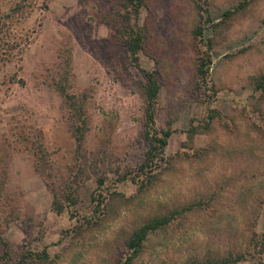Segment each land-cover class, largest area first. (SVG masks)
<instances>
[{
    "label": "rangeland",
    "instance_id": "rangeland-1",
    "mask_svg": "<svg viewBox=\"0 0 264 264\" xmlns=\"http://www.w3.org/2000/svg\"><path fill=\"white\" fill-rule=\"evenodd\" d=\"M15 1L0 0V6L7 12ZM119 1L37 0L32 14L12 26L15 35L32 40L22 58L0 66V160L8 164L7 193L16 199V216L0 240V264L4 241L14 258L47 250L51 264H116L126 260V238L135 228L174 209L182 212L148 238L131 264H188L230 252L246 254L234 264H264V250L253 246L254 233L264 234V96L254 84L264 73V0H206L203 14L212 21L203 20L204 38L212 42L211 75L219 90L211 105L222 117L192 136L190 126L204 123L208 112L196 85L195 2L146 0L137 20L146 35L140 63L161 70L156 120L174 129L169 163L152 182L114 183L110 175L105 203L97 207L91 179L73 218L52 210L53 195L32 154L6 147L12 117L25 114L26 124L37 121L44 130L55 165L63 172L73 166L63 98L46 83L69 54L73 90L89 94L88 149L105 151L114 165L136 172L145 150L144 78L106 22ZM228 10L234 12L224 16Z\"/></svg>",
    "mask_w": 264,
    "mask_h": 264
},
{
    "label": "trees",
    "instance_id": "trees-1",
    "mask_svg": "<svg viewBox=\"0 0 264 264\" xmlns=\"http://www.w3.org/2000/svg\"><path fill=\"white\" fill-rule=\"evenodd\" d=\"M199 16V22L194 29V37L197 40L195 50L197 53L196 85L203 90L208 102V112L204 123L190 126L188 132L192 136L196 133L209 130L214 119L221 118V112L211 105L218 94V88L212 80L211 66L212 42L205 40L203 20L212 21L211 17H205L203 12L206 0H194ZM146 0H120L119 5L106 17L107 24L112 28L115 39L127 47L130 55V63L137 68L144 78L141 82V95L143 98L142 113V138L145 141L143 161L137 166L136 172L125 166L114 165L105 151H91L87 147V136L90 131V120L87 112L88 92H75L73 90V73L70 69L71 56L66 54L65 64L60 63L46 79V83L63 98L65 118L69 131L74 139V164L68 172H63L55 165L52 153L45 143L44 130L37 121L26 124L25 114L13 116L10 135L4 137L8 149L24 150L32 154L35 170L43 178L46 186L51 191L53 198L51 208L57 214L70 212L73 218L78 217L77 206L81 199L83 188L91 179L96 184L99 192L91 194L97 207L105 203L104 191L110 175L119 183L131 179L140 181L144 186L157 178L169 163L166 149L169 139L174 132L171 125L159 127L157 124V110L159 96L162 88V72L160 69L148 70L140 63V52L145 49L146 35L138 23L140 12ZM37 7V0H16L6 12L0 6V66L22 58L32 38L29 35H15L12 31L14 22L19 18L29 17ZM234 11L223 13L229 16ZM255 88L264 96V73L254 79ZM7 162L0 160V240H2L3 228L8 227L16 216V206L13 196L7 193L9 183V169ZM109 189V188H108ZM116 191H111V194ZM181 209H174L170 213L160 214L149 218L146 222L135 228L126 238L129 254L126 260L116 264H131L142 252L148 238L168 227V225L181 213ZM88 223L93 222V217H83ZM262 236V237H261ZM259 236L254 233L253 246L264 250V234ZM4 258L2 264H51L54 262L47 250L22 252L18 257L9 249V244L4 241ZM246 260L245 252H230L224 256L209 255L202 259H193L188 264H234Z\"/></svg>",
    "mask_w": 264,
    "mask_h": 264
}]
</instances>
